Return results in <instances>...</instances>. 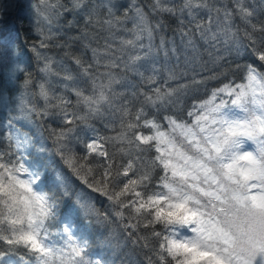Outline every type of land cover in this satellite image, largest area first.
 Segmentation results:
<instances>
[{
  "label": "snow or ice",
  "instance_id": "1",
  "mask_svg": "<svg viewBox=\"0 0 264 264\" xmlns=\"http://www.w3.org/2000/svg\"><path fill=\"white\" fill-rule=\"evenodd\" d=\"M22 7L32 36L0 34V264H107L89 228L113 224L145 264H264V0ZM181 56L227 80L186 112L204 81Z\"/></svg>",
  "mask_w": 264,
  "mask_h": 264
},
{
  "label": "trees",
  "instance_id": "2",
  "mask_svg": "<svg viewBox=\"0 0 264 264\" xmlns=\"http://www.w3.org/2000/svg\"><path fill=\"white\" fill-rule=\"evenodd\" d=\"M26 2L27 0H0V4L7 9V14L3 17L2 22H0V34L4 35L6 38L13 39L17 37V33L20 38H28L32 36L29 23L27 19H25L27 13L24 10V7H22L23 5H26ZM253 2L259 3V0H253ZM62 34L63 40L61 42L63 43L65 41L71 42V38L78 33L75 30L69 31L62 29ZM167 35L171 37L172 33L169 31ZM176 43L179 44V37H176ZM73 51H76L77 54H81L85 50L81 47L79 42H76L73 43ZM49 54L53 55L58 60L63 59L65 64L69 63L64 57V52L60 49L52 48ZM87 56L90 57L91 52H88ZM246 62V59L240 60L241 64ZM167 63L175 64L177 61L172 57ZM179 64L180 70L184 73L180 82H190L193 78L204 81V83L191 88L188 94L183 97L184 112L191 107L193 102L206 100L213 88L219 87L222 82H227L226 79L216 80L209 78L215 71L214 66L211 63L185 64L184 57L181 56ZM239 76V73L235 75L229 73L228 79H235L238 82ZM173 86H175V84H173ZM2 117L3 113H0V118ZM96 127L102 134H105L100 125H97ZM30 128L31 133L38 138L41 130L35 124L31 125ZM23 130L28 131L29 125L25 124ZM91 134L92 133H89V135ZM81 136L83 137V133H81ZM96 206L100 208L101 211L107 207L103 198L97 200ZM53 231H55V229H53ZM89 233L91 238L90 253L93 257L102 256L107 261V264H145L143 253L124 239L119 228L115 224L108 228L92 225L89 228ZM12 260L17 261V264H19L17 256H13Z\"/></svg>",
  "mask_w": 264,
  "mask_h": 264
}]
</instances>
